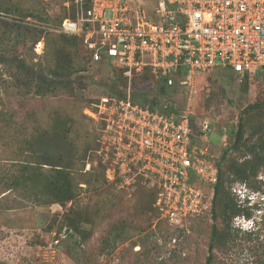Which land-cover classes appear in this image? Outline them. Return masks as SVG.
Returning <instances> with one entry per match:
<instances>
[{"label":"rangeland","instance_id":"rangeland-1","mask_svg":"<svg viewBox=\"0 0 264 264\" xmlns=\"http://www.w3.org/2000/svg\"><path fill=\"white\" fill-rule=\"evenodd\" d=\"M85 1L0 0V264H206L212 223L226 225L222 216L214 221L207 211L183 230L170 225L138 166L122 175L103 146L102 121L87 109L103 95L123 94L128 83L119 68L93 62L80 35L74 41L61 30ZM137 6L160 22L158 0H132ZM144 79L134 74L132 86H147ZM146 79L154 83L151 97L183 103L179 87L165 93ZM195 89V130L202 134L208 124L201 143L225 170L224 187L240 209L229 222L235 242L214 247L209 264H264V165L253 187L230 182L227 171L249 157L247 145L264 129V107L242 113L264 102V72L214 67L198 73ZM241 115L243 142L235 147ZM70 220L77 230L67 227ZM250 230L252 240L244 233Z\"/></svg>","mask_w":264,"mask_h":264},{"label":"built area","instance_id":"built-area-1","mask_svg":"<svg viewBox=\"0 0 264 264\" xmlns=\"http://www.w3.org/2000/svg\"><path fill=\"white\" fill-rule=\"evenodd\" d=\"M131 10L132 0H91L85 16L65 18L61 30L80 35L94 62L122 70L128 83L123 95L99 97L88 113L102 121L103 146L120 173L138 166L156 189L160 218L183 230L190 219L211 212L217 180V165L201 143L208 124L202 134L192 127L196 77L214 67L241 75L264 70V0H158L159 23L138 6ZM145 67L155 80L179 86V107L132 100L131 92L141 89L132 86V76Z\"/></svg>","mask_w":264,"mask_h":264},{"label":"trees","instance_id":"trees-1","mask_svg":"<svg viewBox=\"0 0 264 264\" xmlns=\"http://www.w3.org/2000/svg\"><path fill=\"white\" fill-rule=\"evenodd\" d=\"M85 2H86L85 6L79 7L75 17L73 18L74 20L83 18L85 16L86 14L85 12L89 8L91 0H86ZM16 26H19V24H17ZM69 35L72 36L71 38L74 41H76L78 35H74V34H69ZM20 42H24V41H20ZM71 44L73 45L75 43L72 42ZM34 48L35 47L32 46V49ZM89 55L91 60L93 61L90 51H89ZM16 58L19 60L18 62L20 63L23 62V59L20 56ZM119 70L121 71L120 73H122V70L121 69ZM222 71L227 72L228 74L235 73L229 68H222ZM258 72H264V70H258ZM139 75L140 76L144 75L145 79L143 80L144 81L143 83L150 82L149 80L146 79L148 77H152L154 79V77L151 76L149 70L146 67ZM30 76H32V74H30ZM164 81L165 80H163V82ZM155 82L161 84L158 89L159 91L165 93L169 88L179 87L177 84H174L173 86H166V84H164L165 82L162 83V81H157V80H155ZM148 86L149 85L141 89L133 90L131 92L132 100L138 102L140 105L143 106L148 105L149 107H154L156 105H159L160 101L156 97H151L148 91V88H150L151 86H153L154 88V83L150 87ZM111 95L122 96L123 94L120 92L116 94L113 93ZM263 107H264V102L250 103L245 108L242 109V113H250L254 110ZM192 127L194 130L196 129L193 124V118H192ZM242 128H243V124H242V115H241L239 117L235 131L232 132L234 138L233 143H235V147H238L243 142ZM196 131L198 132V130ZM246 148H247V152L249 153V157H243L241 160L234 159L232 163L228 166L227 171H228V175L231 176L230 182L239 181L247 184L250 187H253L252 182L258 180L257 179L258 170L261 166L264 165V129H260L258 131L254 141H252L249 145H247ZM226 154L227 151L226 150L223 151L220 156V159L224 160L226 158ZM216 165H217V180L216 183L214 184V194L211 205V218L212 220L216 221L218 215H220L222 216L226 225L218 227L216 223H212L211 233H210L209 253L206 258V264H209L212 259V250L214 247L225 246L227 243L231 244L235 242L237 233L233 231V229L229 225V222L231 217L240 210L238 209L239 205H237V203L234 201L233 197L231 196L229 189H225L224 187V182H226L225 170L221 167L220 163ZM154 199H155V193H154ZM242 212L246 218H249L251 216V212L248 210ZM67 227H69L72 230H77L75 223H73L71 220L67 222ZM244 233H247L249 235V240H252L253 234L255 232L250 230ZM69 234L71 235L72 233Z\"/></svg>","mask_w":264,"mask_h":264}]
</instances>
